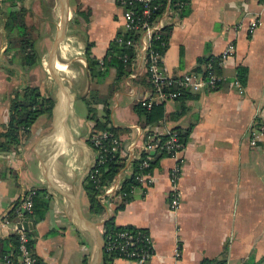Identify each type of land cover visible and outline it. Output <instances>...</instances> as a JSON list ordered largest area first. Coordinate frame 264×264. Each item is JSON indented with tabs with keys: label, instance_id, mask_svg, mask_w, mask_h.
Wrapping results in <instances>:
<instances>
[{
	"label": "crops",
	"instance_id": "1",
	"mask_svg": "<svg viewBox=\"0 0 264 264\" xmlns=\"http://www.w3.org/2000/svg\"><path fill=\"white\" fill-rule=\"evenodd\" d=\"M7 8L23 9L28 26L55 28L49 51V30L41 31L48 53L41 52V63L28 71L11 64L4 51ZM254 15L260 23L249 34ZM66 27V40L56 51ZM168 27L163 67L172 75L199 71L205 58L219 55L228 42L235 44L234 56L219 69L224 77L219 89L162 102L165 126L188 130L180 205L171 210L168 204L174 160L164 156L145 194L137 192L118 209L92 214L84 185L94 164L88 138L99 128L89 107L101 120L106 103L109 123L121 136L132 125L146 123L135 111L137 98L149 91L140 57L131 68L134 79L128 74L114 84V68L105 76L91 77L88 71L87 46L90 57L101 60L115 34L124 31L121 9L116 0H0V132L16 90L36 86L53 99L50 114L39 115L19 144L0 152L1 238L13 234V226L4 227L1 220L27 189L42 190L48 198L43 219L29 230L37 263L104 264L101 231L111 215L117 225L150 233L154 248L144 264H199L203 259L246 264L264 255V141L249 143L252 131L264 126V2L189 0ZM106 81L103 91L97 88ZM112 264L136 263L113 259Z\"/></svg>",
	"mask_w": 264,
	"mask_h": 264
},
{
	"label": "built area",
	"instance_id": "2",
	"mask_svg": "<svg viewBox=\"0 0 264 264\" xmlns=\"http://www.w3.org/2000/svg\"><path fill=\"white\" fill-rule=\"evenodd\" d=\"M264 2V0H262ZM121 9L122 26L129 34L124 38L118 36L116 42L129 47L136 57H140L145 66V74L149 91L137 98V104L150 111L155 105L168 100H177L185 94H196L202 91L219 89L224 77L219 69L226 66L227 60L235 54V44L228 42L217 56H210L203 63L202 69L180 75L169 74L163 67V58L167 41L162 38L161 30L169 26L171 20L187 7L189 0H116ZM260 23L258 16H253L247 30L252 34ZM123 62H128V55L121 56ZM129 77H136L134 70ZM239 92L241 86L235 82ZM95 129L89 136V145L94 151V164L89 178L98 191L97 199L105 210H114L119 204L133 197L137 192L145 194L155 183V170L151 164L154 153H164L174 160L169 172L170 189L167 194L171 210H176L181 201L178 181L181 175V154L185 144L180 134L165 126L164 119L154 123L134 124L127 130L126 136H121L109 129ZM264 141V126L254 129L249 143L256 146ZM108 158L118 159L121 166L118 172L106 184H101L102 171L100 167ZM134 161L137 167L134 168ZM133 176L134 183L124 189L126 178ZM36 189H27L15 206L16 216L10 219L4 216L1 223L4 227L13 226V233L18 236L19 255L16 260L5 257L1 264H35L36 255L29 247V229L33 215V197ZM103 232V229L101 233ZM103 239V249L114 254V259L129 260L136 264H144L153 253V238L146 229L123 226L121 229L106 234Z\"/></svg>",
	"mask_w": 264,
	"mask_h": 264
},
{
	"label": "trees",
	"instance_id": "3",
	"mask_svg": "<svg viewBox=\"0 0 264 264\" xmlns=\"http://www.w3.org/2000/svg\"><path fill=\"white\" fill-rule=\"evenodd\" d=\"M186 8L187 7H185L180 12V14L184 13ZM4 14L5 21L3 29L7 39V44L4 51L6 54H8V61L11 64L14 63L24 71H28L31 68L39 65L42 59V51L40 50L41 48L39 46V41L41 39L39 30L32 26L26 25L25 11L23 9L16 10L7 8V11ZM169 30L170 28L168 26L161 30V36L166 41H168ZM118 36L126 38L129 36V34L125 31L117 32L108 46L106 55L101 60L90 57L88 50L90 44L87 46V66L91 77L96 75L105 76L108 69L114 68L116 70V77L114 81L115 84L120 82L130 73L132 68L131 61L134 59L135 55L131 48L122 46L116 42V38ZM123 54L128 55L127 63L123 62L121 58ZM208 58L209 57L205 58L204 61L206 62ZM239 72L240 77L244 76V71L242 68L239 69ZM144 78L145 81H147L146 74ZM13 94L14 96L10 99L9 121L6 123L4 130L0 132V152L9 150L11 147L19 144L25 132L28 131L36 118L41 114H50L53 105V99L42 94L39 88L36 86L25 85L19 90H16ZM187 96H189V94H185L177 100L183 99ZM96 101L98 102L99 100L96 99ZM88 104L91 105L89 102ZM163 105L164 103H160L155 105L150 111H147L136 104L135 111L141 117L144 116L146 123H154L158 120H161L164 116ZM89 112L94 115H92L91 118L93 120L95 119V126L100 130L106 128L110 124L109 122L111 121V117L109 116V110L106 103H104L103 117L101 120L95 118V109L93 107H89ZM109 129H111L113 132H116L115 130L118 128L111 126ZM172 129L176 130L180 134V138L184 143L187 142L188 130H180L179 127H174ZM164 156H166L164 153H154V158L151 162L153 167L156 168L159 166V161ZM137 162L138 161H134V168L137 167ZM120 166L121 163L118 159L108 158L106 162L100 167V170L102 171L100 176L101 184L110 182V180L118 172ZM133 183V176L126 178L124 181V189H128V187ZM84 189L88 198L89 212L92 214L103 213L105 208L96 197L98 191L96 190L94 183L90 180L89 174L85 180ZM130 199H132V197L128 196L127 201ZM17 204L18 202L16 205ZM47 205L48 198L46 197V193L37 189L36 194L33 197V215L31 217L34 223L43 219L47 210ZM15 206L8 213V217L10 219H14L16 216ZM121 206L122 204H119V206L116 208L118 209ZM122 227V225L115 224L113 215L109 216L103 222L102 238L105 239L107 233L114 232L121 229ZM32 243L33 240L31 238L29 241V247L33 249ZM18 244V236L15 233L6 238L0 237V264L7 256L13 260H16V257L19 255ZM114 258V254L108 253L103 249L104 264H112ZM35 264H39V262L37 263L36 260ZM199 264H224V262L213 259H203ZM246 264H264V255L257 262H248Z\"/></svg>",
	"mask_w": 264,
	"mask_h": 264
},
{
	"label": "rangeland",
	"instance_id": "4",
	"mask_svg": "<svg viewBox=\"0 0 264 264\" xmlns=\"http://www.w3.org/2000/svg\"><path fill=\"white\" fill-rule=\"evenodd\" d=\"M70 21V20H69ZM34 28H36V27H34ZM58 28V27H57ZM73 28H76V26L75 27H73ZM38 30H39V34H40V36H41V39H42V34H41V31L42 32H44V34L45 33H47V31L49 30V37H50V43L48 44V49H47V51H49L50 50V48H51V46L53 45V43H54V40H55V38H56V32H55V28H40V27H38L37 28ZM66 29H69V27L67 28H64V33H63V38H57V41H56V51H57V49H58V47L60 46V43L64 40H66ZM34 35H36L35 33H33ZM41 39H40V41H39V46H40V50L42 51V53H43V55H44V57H45V54H47L48 52L46 51V45H45V43L43 44L42 42H41ZM59 45V46H58ZM62 48H64L63 46H62ZM63 50V49H62ZM57 53V52H56ZM70 65V64H69ZM110 80V78L109 79H107V81H109ZM107 81H106V83H104V84H102V85H98V87H97V85L96 84H94V85H92L90 88H95V87H97V88H99L101 91H103L104 89H105V86H106V84H107ZM126 102H128L129 100L128 99H126L125 100ZM113 104V103H112Z\"/></svg>",
	"mask_w": 264,
	"mask_h": 264
},
{
	"label": "water",
	"instance_id": "5",
	"mask_svg": "<svg viewBox=\"0 0 264 264\" xmlns=\"http://www.w3.org/2000/svg\"><path fill=\"white\" fill-rule=\"evenodd\" d=\"M25 227H27L28 229L34 227V222H32L31 224H27V226Z\"/></svg>",
	"mask_w": 264,
	"mask_h": 264
}]
</instances>
